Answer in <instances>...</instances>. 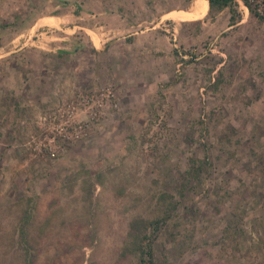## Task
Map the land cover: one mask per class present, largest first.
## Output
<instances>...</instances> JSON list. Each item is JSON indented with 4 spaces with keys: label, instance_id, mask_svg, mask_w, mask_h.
I'll list each match as a JSON object with an SVG mask.
<instances>
[{
    "label": "rangeland",
    "instance_id": "1",
    "mask_svg": "<svg viewBox=\"0 0 264 264\" xmlns=\"http://www.w3.org/2000/svg\"><path fill=\"white\" fill-rule=\"evenodd\" d=\"M52 2L0 0V264H138L136 217L158 221L154 264H264V19L236 0L233 22H169L171 53L107 71L95 52L92 78L46 52L44 84L11 39ZM103 87L96 114L66 111Z\"/></svg>",
    "mask_w": 264,
    "mask_h": 264
},
{
    "label": "crops",
    "instance_id": "2",
    "mask_svg": "<svg viewBox=\"0 0 264 264\" xmlns=\"http://www.w3.org/2000/svg\"><path fill=\"white\" fill-rule=\"evenodd\" d=\"M29 1L26 0V4ZM205 5L202 0H54L49 4L48 13L31 14L20 28L17 27L11 41L19 39L21 42L13 43L12 50L24 51V63L43 65L38 79L44 84L50 73L45 63L48 58H44L46 52L56 61L74 58L71 69L87 68L90 78L94 73L95 52L99 54L98 59L102 57L99 66L103 65L107 71L119 66L133 67L135 62L140 66L138 60L144 62L141 65L145 67L146 61L155 64L157 59L153 55L157 51L172 52L173 41L166 25L170 22L180 27L182 22L203 18L209 11V6L204 10ZM238 21L236 19L235 23ZM82 51L91 54L90 62L82 60L86 57L82 56ZM79 80L68 81L69 96L79 89ZM62 88L56 86L49 91L59 96L63 95Z\"/></svg>",
    "mask_w": 264,
    "mask_h": 264
},
{
    "label": "trees",
    "instance_id": "3",
    "mask_svg": "<svg viewBox=\"0 0 264 264\" xmlns=\"http://www.w3.org/2000/svg\"><path fill=\"white\" fill-rule=\"evenodd\" d=\"M206 6H209V13L214 11H219L222 8L228 6L230 9V16L229 21L233 22L235 19V8L234 4L236 0H202ZM244 3L248 6L249 10L253 12L259 19H264V13H260L259 11L252 9L248 0H243ZM24 222L20 221L17 227V237L21 243L22 241H27L24 237L25 235V227ZM157 220L154 219H143L141 217H136L131 220L129 224V231H128V241L127 246L130 250L136 252L139 255L138 264H154L152 259V249L151 244L153 241V236H151L150 231L147 230L150 228L152 231L157 228ZM24 249L27 250V246L24 245ZM25 264H30L25 262Z\"/></svg>",
    "mask_w": 264,
    "mask_h": 264
},
{
    "label": "built area",
    "instance_id": "4",
    "mask_svg": "<svg viewBox=\"0 0 264 264\" xmlns=\"http://www.w3.org/2000/svg\"><path fill=\"white\" fill-rule=\"evenodd\" d=\"M251 2H253L254 5H256V9L257 11H259L260 13H263L264 10V0H250ZM111 94V90L110 87H103L98 95L96 94H85L83 97H81L80 99H72L69 104H68V109L66 110L67 112H74V109L77 108V104H80L84 107L85 110H87L88 108L91 114H96V109L93 110L92 108V104H96V108H98L99 105H101L104 101V99H106L107 97H109ZM94 115H91V117ZM82 125H80L81 127Z\"/></svg>",
    "mask_w": 264,
    "mask_h": 264
}]
</instances>
